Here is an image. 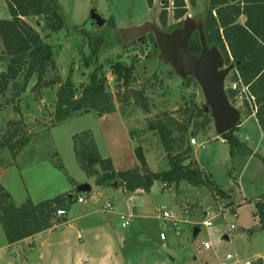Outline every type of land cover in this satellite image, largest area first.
Returning a JSON list of instances; mask_svg holds the SVG:
<instances>
[{
    "label": "rangeland",
    "instance_id": "374dc122",
    "mask_svg": "<svg viewBox=\"0 0 264 264\" xmlns=\"http://www.w3.org/2000/svg\"><path fill=\"white\" fill-rule=\"evenodd\" d=\"M58 1L65 20L63 28L49 32L43 29L42 17L28 20L52 44L61 83L70 78L79 87L90 81L89 75L98 65L102 66L100 73L107 79L115 111L81 112L53 124L61 83L33 92L30 88L35 79L18 99L12 100L11 92L0 96V135L11 119L21 120L30 135L26 146L15 148L21 151L19 157L0 176V183L14 204H37L66 194L75 197L64 216L55 215L51 229L33 238L10 243L0 219V264H257L259 258L264 264V227L256 205L257 198L264 206V135L255 115L244 106L250 99L251 109V97L244 92L230 99L241 111L236 133L252 150L251 154L232 155L225 139L217 136L213 121L198 129L194 124L197 118L189 120L185 115L187 107L205 103L201 88L194 81L182 79L170 64L158 58L154 37L148 34L144 43L122 42L119 31L123 27L151 21L163 28L159 19L162 0H154L151 7L146 0ZM186 1V14L196 22L204 21L208 0ZM92 9L107 20L104 26L86 24ZM168 11L164 29L182 27L185 16L179 25L172 5ZM0 16H10L6 0H0ZM83 24L86 31H79ZM98 37L103 38V43L96 59L89 60L86 66L84 58L90 57V43ZM116 61L134 65V80L129 85L117 86L111 69ZM234 82L238 78L232 70L225 81L226 90ZM237 86L241 90L245 87L241 81ZM17 106L19 109L15 110ZM157 119L172 120L174 132L178 124L183 125L189 143L192 137L196 138L198 144L190 143L193 158L212 173L218 186L233 187V206L217 201L209 187L191 186L185 181L169 188L155 181L148 192L99 186L80 167L73 136L88 131L99 153L111 158L117 171L140 166L135 153L139 146L150 170H167L168 151L158 130L151 127ZM4 147L8 146L0 147V159L8 161L11 157ZM84 182L92 186L91 191L78 193L77 185ZM79 195L88 198L87 205L77 202ZM108 201L114 210L104 209ZM164 209L175 213L177 226L160 217ZM121 213L133 215L127 227L121 225ZM210 218V227L202 224ZM196 227L200 231L194 236ZM205 241L210 248H204Z\"/></svg>",
    "mask_w": 264,
    "mask_h": 264
},
{
    "label": "trees",
    "instance_id": "16d2710c",
    "mask_svg": "<svg viewBox=\"0 0 264 264\" xmlns=\"http://www.w3.org/2000/svg\"><path fill=\"white\" fill-rule=\"evenodd\" d=\"M195 2L196 0H190ZM149 7L154 0H146ZM163 5L159 19L166 27L168 24V8L173 7V17L181 24V19L188 12L186 0H162ZM9 18L0 17V96L11 92V98L18 99L27 91L31 81V91L40 92L61 83L57 75V63L54 58L53 46L47 42L40 31L28 20L32 17H42L43 29L49 32L58 31L65 24L64 16L60 12L58 0H6ZM91 22L89 19L86 24ZM204 23V32L209 45H216L223 53L225 64L234 62L236 77L254 97L252 107L245 101L246 110L255 118L264 135V0H208ZM114 24V23H113ZM183 25V24H182ZM79 31H86L85 24L78 27ZM165 30V29H164ZM152 37L153 34L150 33ZM103 43L98 37L90 43L91 54L86 59H96L97 51ZM189 51L198 55L201 50L199 33L196 31L189 40ZM96 62V60H94ZM98 65L90 73V81L76 87L68 78L61 83L56 93L55 115L53 124L64 122L74 115L88 111L103 114L115 111L111 93L107 90V79ZM115 74L117 86L120 83L129 85L134 80V65L116 61L111 64ZM188 82L194 81L188 77ZM197 83V82H196ZM198 84V83H197ZM238 90H227L229 99H233ZM19 106L15 107L18 110ZM185 115L189 120L193 116L196 128L204 129L212 119L203 105L187 107ZM171 120V119H170ZM173 121L164 122L157 119L152 128L157 129L169 155V168L162 171H152L147 167L145 155L141 146L135 149L140 166H134L117 171L111 158L103 157L97 144L88 131L76 133L73 136L74 150L77 161L82 170L95 178L99 186H110L113 181L126 192L138 189L148 192L155 181H160L166 188L185 181L191 186H207L217 201L226 206H233L231 199L233 187L223 189L218 186L212 173L202 167L193 158L192 145L188 142L186 128L177 125V131L172 130ZM240 124V123H239ZM239 124L221 137L229 145L232 155L237 152L250 153L251 149L245 145L237 135ZM25 124L19 119H11L6 129L0 135V147L22 149L30 140ZM62 168L61 164H58ZM73 195H61L52 200H45L37 204L26 202L16 206L8 191L0 183V219L3 223L10 243L34 236L52 227L56 219L58 208L67 209V205L74 200ZM239 205V204H238ZM256 205L260 207L262 227H264V208L256 198Z\"/></svg>",
    "mask_w": 264,
    "mask_h": 264
},
{
    "label": "water",
    "instance_id": "95a60500",
    "mask_svg": "<svg viewBox=\"0 0 264 264\" xmlns=\"http://www.w3.org/2000/svg\"><path fill=\"white\" fill-rule=\"evenodd\" d=\"M89 21L93 26L102 27L107 20L96 10L92 9ZM198 31L201 50L198 55L189 51V40ZM122 42L133 40L145 42L147 34L154 36L155 45L159 50L158 58L164 60L182 79L192 77L200 86L205 99V110L209 112L218 137L232 130L241 121V111L229 99L225 81L228 74L235 69L234 62L225 64L223 53L216 45H209L204 32L203 21L196 22L188 14L185 15L182 27L172 31L161 29L151 21H145L140 25L123 27L119 31ZM111 187L117 188L118 182L113 181ZM92 186L80 183L76 190L78 193H88ZM262 208L264 206L262 205ZM206 215V214H205ZM200 231L194 229V236ZM223 238L228 239L227 235ZM259 258L257 264H262Z\"/></svg>",
    "mask_w": 264,
    "mask_h": 264
},
{
    "label": "built area",
    "instance_id": "2783aa9c",
    "mask_svg": "<svg viewBox=\"0 0 264 264\" xmlns=\"http://www.w3.org/2000/svg\"><path fill=\"white\" fill-rule=\"evenodd\" d=\"M237 83L239 84V81H238V82H234L233 84H231L229 87H227V90H238V93H244V92H247V93H246V96L249 95L248 90H247V87H246V86L243 87V90H244V91H243V90L240 89V87L237 86ZM227 90H226V91H227ZM242 91H243V92H242ZM249 96L251 97V100H254V97H253V96H251V95H249ZM248 102H250V99H249ZM190 143H191L192 145H194V144H198L196 138H194V137H192V138L190 139ZM201 146H203V145H201ZM76 200H77V202L80 203L81 205H87V203H88V198H87L86 196H83V195H79V196H77ZM104 209H105V210H114L113 203H111L110 201H108V202L104 205ZM65 214H66V210L63 209V208H58V209L56 210V215H57V216H64ZM132 216H133V215L130 214V213H126V214L121 213V214H120V219H121V225H122V227H127V226L129 225ZM160 217H161L162 219H164V220H169V221H171V222L173 223L174 226H177V225H178V219H177V216L175 215V213H174L172 210H165V209L162 210V213L160 214ZM202 224L205 225V226H207V227H210V226L212 225V219H211V218H210V219H204V220L202 221ZM176 234L179 235V232H176ZM162 237H163V236H162ZM203 245H204V248H206V249H208V248L211 247L210 243L207 242V241H205V242L203 243ZM227 258H228V259H231L232 256H231L230 254H228V255H227Z\"/></svg>",
    "mask_w": 264,
    "mask_h": 264
},
{
    "label": "crops",
    "instance_id": "0c3cea01",
    "mask_svg": "<svg viewBox=\"0 0 264 264\" xmlns=\"http://www.w3.org/2000/svg\"><path fill=\"white\" fill-rule=\"evenodd\" d=\"M1 17V16H0ZM254 114V112L252 113ZM3 150V149H2ZM4 150H6V152L9 153V156L11 157L8 161H7V158H5V160H3V158L0 159V176L4 173V171L9 168V165L11 163H14L13 161L16 160L21 151L19 150H16L15 148H10V147H4ZM233 200V199H232ZM111 202V201H110ZM112 203V202H111ZM52 228V227H51ZM49 228V229H51ZM44 232V231H43ZM39 234V233H38ZM38 234H35L34 236L38 235ZM34 236H31L32 238ZM31 237H28V238H31ZM26 239V238H25ZM111 257V256H110ZM101 264H111V263H106V262H101Z\"/></svg>",
    "mask_w": 264,
    "mask_h": 264
},
{
    "label": "flooded vegetation",
    "instance_id": "af4514ba",
    "mask_svg": "<svg viewBox=\"0 0 264 264\" xmlns=\"http://www.w3.org/2000/svg\"><path fill=\"white\" fill-rule=\"evenodd\" d=\"M150 34V33H149ZM148 35V34H147ZM137 41V40H136Z\"/></svg>",
    "mask_w": 264,
    "mask_h": 264
}]
</instances>
